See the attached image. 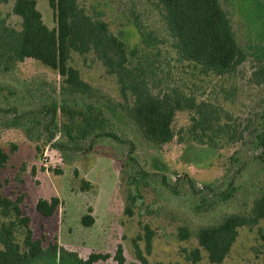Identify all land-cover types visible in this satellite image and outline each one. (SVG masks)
<instances>
[{
	"label": "rangeland",
	"instance_id": "rangeland-1",
	"mask_svg": "<svg viewBox=\"0 0 264 264\" xmlns=\"http://www.w3.org/2000/svg\"><path fill=\"white\" fill-rule=\"evenodd\" d=\"M13 2L0 0V18L19 28L20 18L12 13ZM78 2L90 16L104 20L129 48L140 43V25L150 36L158 34L163 38L159 46L170 50L157 0ZM221 4L246 55L235 74L204 76L172 58L165 59V53L161 65L172 70L174 79L180 81L182 76L194 82L192 90L199 98L220 103L239 124L243 131L241 139L214 148L192 141L180 142L175 136L170 142L156 145L143 139L133 126L118 121L120 137L133 143L132 155L140 166L164 175L178 193L160 184L144 187L128 214L125 205L129 190L120 182V159L129 150L126 142L99 137L95 150L64 162L62 154L52 145L30 141L16 128L0 129V149L8 153V160L0 170V192L11 199L22 197L20 206L30 218L33 237L49 250L27 264H76L72 255L63 252H74L81 259L92 253L106 256L95 264H141L136 258L137 248L150 263L264 264V218L238 228L237 237L221 263L209 262L203 250L199 260H190L189 253L197 241L193 235L188 239L178 235L181 226L193 233L197 226L208 224L223 213L249 210L252 198L264 182V148L257 145L258 138L253 140V134L264 130V82L256 84L251 78L253 70L264 62V0H221ZM36 6L44 23L56 27V14L49 0H36ZM168 53L172 56V52ZM69 64L101 92L121 99L115 78L106 73L92 53L73 52ZM0 78L16 84L19 91L25 88L21 81L36 78L61 82L57 70L33 58L18 63L13 80L2 73ZM226 91L229 99H223ZM8 102L19 107L34 105L25 96L9 98ZM190 115L189 111L176 112L172 122L175 132L188 125ZM55 141L63 143L65 139L57 135ZM188 178L193 180L197 194L190 189ZM231 180L239 186L233 197L226 203L211 204L207 197L210 191L204 185L212 184L220 190ZM248 182L246 191L250 195L246 197ZM51 197L58 198V205L53 215L43 216L36 209V202ZM85 215L89 216L88 224L82 222ZM17 240L22 241L21 230L17 232ZM118 246L122 249V262L115 257Z\"/></svg>",
	"mask_w": 264,
	"mask_h": 264
},
{
	"label": "trees",
	"instance_id": "trees-1",
	"mask_svg": "<svg viewBox=\"0 0 264 264\" xmlns=\"http://www.w3.org/2000/svg\"><path fill=\"white\" fill-rule=\"evenodd\" d=\"M78 1L49 0L56 14L54 28L44 23L36 0H14L12 13L20 18L19 28L0 18V73L13 80L18 63L33 58L61 76L59 84L36 78L21 81L23 91L0 78V129L16 128L30 141L52 145L62 154L64 162L95 150V140L99 137L126 142L129 150L120 159V182L129 190L125 212L131 214V206L141 197L144 187L160 184L173 193L177 190L164 175L140 166L132 155L133 143L120 137L119 120L156 145L177 136L180 142L219 148L238 141L243 133L220 103L195 94L194 82L182 76L180 81L174 79L172 70L161 65L163 53L165 59L172 58L184 68L189 66L204 76L218 77L233 76L246 55L221 0H157L170 50L159 46L163 38L158 34L150 36L140 25V43L129 48L104 20L90 16ZM73 52L92 53L106 73L115 78L121 99L112 98L84 80L79 70L69 64ZM251 78L256 84L264 82V62L253 70ZM23 96L32 99L34 105L19 107L8 102L9 98ZM229 97V92H224L223 99ZM178 111H189L191 115L188 125L175 132L172 122ZM57 135L65 142H56ZM253 136V140L259 139L257 145L263 149L264 130ZM7 160L8 153L0 149V170ZM188 179L190 189L197 194L193 180ZM247 186L245 191L249 182ZM204 187L210 191L207 197L213 205L228 202L239 189L233 180L220 190L212 184ZM259 187L249 210L223 213L218 219L197 226L193 233L184 226L179 228V238L193 235L197 241L189 253L190 260H199L203 250L209 262L221 263L237 237L238 228L264 218V182ZM249 195L247 191L244 193L246 197ZM21 199V196L11 199L0 192V264H27L47 251L33 237L30 218L20 206ZM57 205V197L39 198L35 207L43 216H51ZM88 219L85 215L82 222L88 224ZM19 230L21 242L17 240ZM50 249L55 255V248ZM63 253L72 255L76 264H95L99 258L106 257L92 253L81 259L74 252ZM135 254L141 264H176L150 263L138 248ZM115 257L119 262L124 260L121 246Z\"/></svg>",
	"mask_w": 264,
	"mask_h": 264
}]
</instances>
